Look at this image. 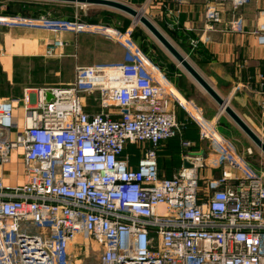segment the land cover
<instances>
[{
  "label": "built area",
  "instance_id": "obj_1",
  "mask_svg": "<svg viewBox=\"0 0 264 264\" xmlns=\"http://www.w3.org/2000/svg\"><path fill=\"white\" fill-rule=\"evenodd\" d=\"M205 1L212 28L222 22V6L234 12L249 0ZM0 25L100 34L125 50L121 62L76 65L71 82L34 91L33 104L24 89L27 120L13 136L17 100L0 98V264H77L94 252L97 264H264L261 173L200 114L191 116L214 155L191 151L173 105L183 100L134 42L133 22L121 30L78 15L0 13ZM228 30L247 32L234 16ZM251 33L264 46V22ZM65 45L53 37L44 55ZM258 94L264 116V78ZM172 138L182 164L160 177L157 152ZM128 145L139 149L136 165L124 153ZM13 151L20 152L23 178L5 185ZM201 169L219 175L201 177Z\"/></svg>",
  "mask_w": 264,
  "mask_h": 264
},
{
  "label": "crops",
  "instance_id": "obj_2",
  "mask_svg": "<svg viewBox=\"0 0 264 264\" xmlns=\"http://www.w3.org/2000/svg\"><path fill=\"white\" fill-rule=\"evenodd\" d=\"M24 1L27 0H1L0 12L6 10L7 3ZM121 1L127 4H141L152 23L162 30L164 36L185 56L205 81L222 98H225L236 114L264 140V116L261 114L258 94L259 83L261 78H264V46L258 45L255 36L251 33L258 24L264 22V0H249L234 12L225 4L221 10L222 22L213 24L212 28L204 19L205 0ZM98 9L125 15L107 7ZM233 16L243 20L247 32L238 33L228 30V22ZM53 17L58 18V16ZM81 18L87 20L85 17L81 16ZM132 22L131 20L126 27ZM110 25L114 26L112 23ZM126 27L119 26V29L123 30ZM134 29V42L141 51L146 45L148 52L159 61L152 46L155 45L166 55L171 65L167 67L165 64L162 69L172 78L170 82L188 106L183 105V102L180 103L182 106L178 103L173 104L177 120L186 126L182 137L193 142L191 151L200 152L205 158H212L214 151L205 140H200L198 127L191 116V111L196 110L205 119L213 120L219 110L217 103L163 46H158L145 34H142L143 38L137 39ZM53 37L62 38L66 45L56 49L54 55L46 56L44 55L46 44ZM110 41L96 34L64 32L55 36L41 28L0 25V98L17 100L14 102L13 115L16 127L10 136L26 124L27 118L24 115L22 102L24 89L31 93L30 100L33 104L34 91L63 86L71 82L76 65L121 62L124 60V48ZM192 41L195 42V46L192 45ZM163 71H161L162 75ZM158 75L161 76L159 73ZM163 76L166 77L165 74ZM218 133L222 136L219 131ZM251 144L247 148L252 149ZM18 153L20 152H11L10 161L4 165L5 185L22 181L23 171ZM157 155L159 176H172L182 164L178 138L161 143ZM200 175L217 177L219 172L201 169Z\"/></svg>",
  "mask_w": 264,
  "mask_h": 264
},
{
  "label": "rangeland",
  "instance_id": "obj_3",
  "mask_svg": "<svg viewBox=\"0 0 264 264\" xmlns=\"http://www.w3.org/2000/svg\"><path fill=\"white\" fill-rule=\"evenodd\" d=\"M24 5H25V8L30 12H37V13L48 12L49 14L53 16H58V18H65V19L69 18L70 16L78 15V16H82L83 18L85 17L87 19L91 18V19H96V20H102L105 15L111 13L113 14L112 16H110L112 25L116 26L117 28H119V26L126 27L132 20L134 23V28H135L134 29L135 37L137 39L139 37L143 38L142 34H145L148 37L150 36V38L153 40V42H155V44H157L158 46H161L159 42L149 33V31H147V29L143 27V25L140 22H137V21L135 22L132 17L127 16L126 14L123 15V14L116 13V12L113 13L111 11H99L100 9L98 8H103V7H99L97 5H87V7H82L83 4H79V3H62V2L51 3V2H46V1L40 2V1H35V0L24 1ZM127 5L133 7L137 11H140L142 15H144L150 20L148 13L144 10V8H142L141 4H127ZM12 8L13 10L16 9V7H12ZM2 26L7 27L6 25H2ZM26 28H30V27H26ZM158 29L160 30V28ZM96 35L101 36L102 38L106 40H109L105 38L103 35H100V34H96ZM108 63L101 62V63H96V64H108ZM174 104H176V102ZM218 112L220 111L218 110L217 114ZM221 112H222L220 113L221 116L219 115L220 117L217 116L216 118H213V121H215L216 123L217 130L222 134L223 138L230 141L233 144V146H235L237 151H239L241 154H243V156L246 157V159L261 173L262 180H264V154H261L260 151H258V149L254 147V145L251 144V142L246 137V135L233 123V121H231V119H229V117L227 116V114L223 112V110ZM250 144L252 146V149H251L252 153L248 154L247 147L250 146ZM210 148L212 149V146H210ZM124 153H128L130 155L132 163L136 165L137 159L139 157V149L134 145H128ZM202 183L203 181H199L200 185H202ZM70 250L74 251L75 250L74 246H71ZM97 255L98 253L94 252L88 258L82 259L81 262L77 261V264H80V263L81 264H97ZM74 259L75 260L79 259V256L78 257L75 256Z\"/></svg>",
  "mask_w": 264,
  "mask_h": 264
},
{
  "label": "water",
  "instance_id": "obj_4",
  "mask_svg": "<svg viewBox=\"0 0 264 264\" xmlns=\"http://www.w3.org/2000/svg\"><path fill=\"white\" fill-rule=\"evenodd\" d=\"M62 3H79L83 5H97L117 10L129 15L134 20L139 15V22L149 31V33L163 46V48L180 64L188 74L195 80V82L217 103L219 109L223 111L234 122V124L246 135L249 141L264 154V140H262L228 105L227 100L222 98L197 72V70L190 64V62L183 56L164 36V34L144 15L140 14L133 7L121 2L113 0H44ZM51 95L46 93V101H49ZM185 165H187L185 163Z\"/></svg>",
  "mask_w": 264,
  "mask_h": 264
},
{
  "label": "trees",
  "instance_id": "obj_5",
  "mask_svg": "<svg viewBox=\"0 0 264 264\" xmlns=\"http://www.w3.org/2000/svg\"><path fill=\"white\" fill-rule=\"evenodd\" d=\"M12 7H16L15 10H13ZM18 8V9H17ZM2 14H6V15H22V16H26V17H32V18H36V17H39L40 15H46L45 14H42V13H37V12H30L28 11L26 8H25V5H24V2H17V3H7L6 5V10L4 12H0ZM113 14L109 13L107 15H105L103 17L102 20H96V19H87V21L91 22V23H102V24H105V25H109L111 26V20H110V16H112ZM73 16L71 18H67V19H72ZM127 28V27H126ZM133 35V34H132ZM144 37V36H143ZM134 39V37H133ZM135 41V39H134ZM155 49V55H157V57L160 59L159 61L156 60V58L151 55L149 52H148V49L146 47V45H144L142 47V51L143 53L147 56V58L154 64L156 65L161 71H163L162 67H164L163 65L166 64V66H171L170 63L167 61V57L166 55L158 48L156 47L155 45H152ZM167 62V63H166ZM164 72V71H163ZM164 74L166 75L167 79L169 81L172 82V78L169 76V74L167 72H164ZM174 83V82H173ZM91 109L89 107L85 108V111H90Z\"/></svg>",
  "mask_w": 264,
  "mask_h": 264
},
{
  "label": "bare ground",
  "instance_id": "obj_6",
  "mask_svg": "<svg viewBox=\"0 0 264 264\" xmlns=\"http://www.w3.org/2000/svg\"><path fill=\"white\" fill-rule=\"evenodd\" d=\"M140 14H142V13H140ZM139 20V15L135 18V22L137 21V22H139L138 21ZM22 21V20H21ZM24 22H26V21H24ZM173 92H174V94L176 95V96H178L181 100H183L182 99V97L175 91V90H173ZM183 102V105H185L186 106V103L184 102V101H182ZM186 107H188V106H186ZM223 110V108H221V109H219V111L221 112ZM192 112V114L194 115V116H199V113L196 111V110H192L191 111ZM224 112V111H223ZM215 137H216V139L218 140V141H220L223 145H225V143L223 142V140L221 139V137H220V135L219 134H216L215 135Z\"/></svg>",
  "mask_w": 264,
  "mask_h": 264
}]
</instances>
